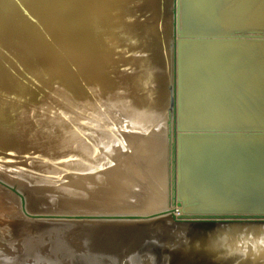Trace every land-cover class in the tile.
<instances>
[{"label": "water", "instance_id": "95a60500", "mask_svg": "<svg viewBox=\"0 0 264 264\" xmlns=\"http://www.w3.org/2000/svg\"><path fill=\"white\" fill-rule=\"evenodd\" d=\"M253 225L264 0H0V264H170Z\"/></svg>", "mask_w": 264, "mask_h": 264}, {"label": "bare ground", "instance_id": "6f19581e", "mask_svg": "<svg viewBox=\"0 0 264 264\" xmlns=\"http://www.w3.org/2000/svg\"><path fill=\"white\" fill-rule=\"evenodd\" d=\"M153 154H149L146 160L148 167L155 165L156 168L153 176L157 177L150 182L153 186L148 195L150 201L147 203L152 207L156 203L163 202L167 196L166 174L160 172L163 163L160 158L156 162L159 165L156 166L154 158L151 159ZM152 171L147 170L148 176L143 178V180L146 179L145 183L149 181ZM132 187L130 189L133 190ZM163 227L161 229H164ZM190 231L194 233L192 235L189 232L187 235L185 234L184 237H187V241L182 245L176 246L169 243L170 247L175 246L173 249L175 252L169 256L170 264H264V227L253 225L221 230L215 227H204Z\"/></svg>", "mask_w": 264, "mask_h": 264}]
</instances>
